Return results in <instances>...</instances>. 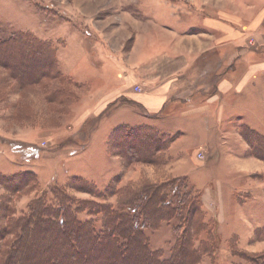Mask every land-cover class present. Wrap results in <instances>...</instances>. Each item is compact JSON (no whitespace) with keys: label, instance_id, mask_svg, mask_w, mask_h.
<instances>
[{"label":"rangeland","instance_id":"obj_1","mask_svg":"<svg viewBox=\"0 0 264 264\" xmlns=\"http://www.w3.org/2000/svg\"><path fill=\"white\" fill-rule=\"evenodd\" d=\"M203 8L223 13L239 39L200 36ZM258 18L261 26L264 0H0V44L18 35L47 44L58 75L50 72L41 86L22 89L0 58V203H12L19 218L31 201L52 202L56 190L64 191L76 200L77 217L100 232V208L119 207L114 192L183 178L201 193L212 220V237L196 236L197 248L214 246L200 264H249L247 255L263 254L264 242L254 238L264 229V162L255 157L264 148L253 137L264 139V33L251 29ZM178 57L181 69L172 60L163 64ZM176 79L180 87L166 96L174 101L159 115L134 103L132 111L119 106L122 95H154ZM120 128L146 132L135 157L112 148ZM163 139L180 140L164 158L144 154ZM83 184L103 196L74 190ZM241 201L249 204L244 212ZM180 224L178 218L145 229L150 250L168 259ZM7 242L10 252L16 239Z\"/></svg>","mask_w":264,"mask_h":264},{"label":"trees","instance_id":"obj_2","mask_svg":"<svg viewBox=\"0 0 264 264\" xmlns=\"http://www.w3.org/2000/svg\"><path fill=\"white\" fill-rule=\"evenodd\" d=\"M1 47H5V52L0 54L1 61L6 60L3 64L12 72L10 77L13 80L20 78L22 89L39 86L42 79L55 71L54 50L29 35H18L0 44ZM30 62L39 65H30ZM39 66L48 67L49 71H40ZM124 129L114 131L112 148L120 156L127 152L135 157L137 148L143 145L146 132ZM259 136L253 135L264 148V139ZM168 141L163 139L166 147L161 145L144 154L155 156L157 153L154 159L164 158L166 149L173 143L171 139ZM255 157L264 162V152ZM32 177L33 190L37 191V176ZM1 178L5 179L4 176ZM15 180L9 185H15ZM27 187L29 185H22L23 189ZM22 188L18 187L16 194L21 193ZM6 189L10 194V188ZM74 190L98 198L103 196L87 184L76 186ZM171 190L175 195L170 198L167 192ZM115 194L119 197L117 209L100 208V213L105 217L100 232L94 229L91 222H82L77 217L72 207L76 200L68 197L64 191L56 190L52 202H47L43 197L31 201L28 214L19 218H15L12 203L3 200L0 203V264H200L205 255L213 253L212 244L196 247L197 235L205 233L212 237V220L206 217L201 206V193L194 191L187 180L177 178L158 186L146 184L139 191L126 189L122 194L118 191ZM178 218L181 219L180 226L176 228L178 238L171 256L164 259L161 252L150 250L144 230H158L162 224ZM69 231L72 233L69 234ZM11 235L16 243L11 248L13 250L7 252V238ZM254 238L256 242H264V229L256 230ZM247 257L249 264H264V253Z\"/></svg>","mask_w":264,"mask_h":264},{"label":"crops","instance_id":"obj_3","mask_svg":"<svg viewBox=\"0 0 264 264\" xmlns=\"http://www.w3.org/2000/svg\"><path fill=\"white\" fill-rule=\"evenodd\" d=\"M206 12H208V13H206ZM201 15L202 16H200V18H199L200 23L199 24L196 23L198 26H200L197 29H201L200 32L201 31L203 32L202 35H200V36H206V37L211 36L212 38H215V39H217L216 36H221V37H224V42H225V40H234L236 42L239 39L238 33H236L232 29V27L229 25V23H227L226 17L224 16L223 13L217 14L214 11L212 12L208 9L203 8V13ZM252 25H253L251 28L252 30H255L256 32L257 31L260 32L258 34V36L259 35L261 36V34L264 33L263 32L264 23H262L260 26L259 18H258V21L253 22ZM179 29H181V27H179ZM169 31H170V29H169ZM172 33L177 35V32L172 31ZM179 36H181V35H179ZM169 61L172 62V68H174L175 70H177L178 68L181 69L183 66V62H182L183 60L181 57H178L175 59L164 58L163 64L165 62L166 63L168 62V65L170 66L171 63H169ZM188 64L190 65V62ZM156 75H158V74H156ZM177 82H179L178 79H176V81L175 80L167 81L164 84L160 85V88H159V91L157 94L142 96L139 99L135 98L136 100H133L132 98H131L132 99L131 100L129 97L122 95L123 98H121V99H123L124 105L122 103H120L122 105H119V106H122V108H125V109L126 108L131 109V108H133V106L131 104L134 103V105L136 106V110L145 112V114H147V115L148 114H158L159 115L167 106L170 105L172 100L174 101L173 98L171 100V98L168 99V98H166V96H168L170 94V92L175 93V91L180 87ZM215 88H217V90H218L217 92L221 91V88H219V86H215ZM186 101L188 103H190V102H192V99L190 97H188L186 99ZM132 110L133 109H131V111ZM168 120H169V117H168ZM178 140H180V139H178ZM175 143H173V144H175ZM170 149H171V147H170ZM170 149L167 153L170 152ZM246 194H247V197L245 196ZM243 197L247 198V200H246L247 202H251L253 200L251 193H244ZM203 201H204V205L206 204V206H208V199L205 198V195H204ZM246 201L240 202V205L242 204L243 207L241 209H239V212H244V210L247 209V207H248L247 205H249V204ZM214 206H216V203H214Z\"/></svg>","mask_w":264,"mask_h":264},{"label":"built area","instance_id":"obj_4","mask_svg":"<svg viewBox=\"0 0 264 264\" xmlns=\"http://www.w3.org/2000/svg\"><path fill=\"white\" fill-rule=\"evenodd\" d=\"M201 157L203 158V156L201 155Z\"/></svg>","mask_w":264,"mask_h":264}]
</instances>
